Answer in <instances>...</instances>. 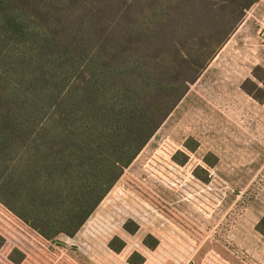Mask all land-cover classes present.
I'll use <instances>...</instances> for the list:
<instances>
[{
  "label": "trees",
  "instance_id": "16d2710c",
  "mask_svg": "<svg viewBox=\"0 0 264 264\" xmlns=\"http://www.w3.org/2000/svg\"><path fill=\"white\" fill-rule=\"evenodd\" d=\"M261 1L0 0V264H73L59 239L80 232ZM241 90L263 104L264 69ZM193 176L210 181L200 166Z\"/></svg>",
  "mask_w": 264,
  "mask_h": 264
},
{
  "label": "rangeland",
  "instance_id": "374dc122",
  "mask_svg": "<svg viewBox=\"0 0 264 264\" xmlns=\"http://www.w3.org/2000/svg\"><path fill=\"white\" fill-rule=\"evenodd\" d=\"M264 69V0L248 15L201 78L72 239L61 237L73 264H127L134 252L144 264H264V103L241 90L252 70ZM193 139L195 153L184 149ZM189 157L184 166L172 161ZM218 162L212 169L202 159ZM209 173L203 184L197 167ZM139 226L135 235L126 221ZM159 242L153 251L142 241ZM114 237L126 246L108 249Z\"/></svg>",
  "mask_w": 264,
  "mask_h": 264
}]
</instances>
